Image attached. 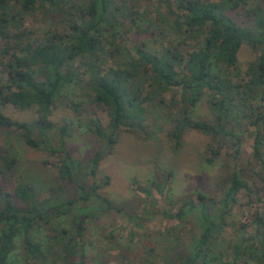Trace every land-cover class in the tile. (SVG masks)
Wrapping results in <instances>:
<instances>
[{"label":"trees","instance_id":"obj_1","mask_svg":"<svg viewBox=\"0 0 264 264\" xmlns=\"http://www.w3.org/2000/svg\"><path fill=\"white\" fill-rule=\"evenodd\" d=\"M137 1L0 0V62L5 69L0 106L37 113L32 121H19L0 111V127L19 131L33 148L58 154V179L76 185L73 196L63 195L58 185L43 198L33 183L21 179L11 192L0 188V264H14L18 238L23 264H90L87 225L109 210L143 228L140 215L112 204L101 192L105 182L87 184L82 163L64 147V137L86 118L88 130L106 146L87 161L85 173L95 177L121 129H144L150 103L170 109L168 135L176 147L188 130L209 135L216 144L212 158L230 149L231 171L218 199L197 190L193 199L183 197L176 212L171 205L166 215L175 222L164 231L152 235L132 229L126 244L107 232L106 238L118 246L120 264H264V213L241 212L246 221H240L234 211L240 191H254L249 178L264 187V0H159L173 14L176 31L167 33L158 8L157 18L151 17ZM38 8L59 11L63 32L23 35L26 16ZM128 38L133 40L130 48L124 44ZM244 43L256 58L242 72L238 52ZM77 94L82 98L75 101ZM203 94L210 120L191 115ZM60 99L67 100L75 117H65L56 128L50 116ZM91 108L107 115L106 126ZM249 127L255 128L253 149L242 160L241 143ZM56 129L61 147L52 143ZM252 159L258 168L250 166ZM16 162L9 149L0 147L2 174ZM152 184L163 192L162 183ZM227 227L234 235H224ZM91 260L106 264L95 254Z\"/></svg>","mask_w":264,"mask_h":264},{"label":"rangeland","instance_id":"obj_2","mask_svg":"<svg viewBox=\"0 0 264 264\" xmlns=\"http://www.w3.org/2000/svg\"><path fill=\"white\" fill-rule=\"evenodd\" d=\"M138 1L140 10L149 9L151 17L157 18L154 11L158 8L166 22V30H164L166 33L169 29L176 31L172 24L173 14L163 3L159 0ZM59 13V11H45L42 8L29 13L24 20L23 35L29 38L40 37L46 29L63 32L64 20ZM241 18L244 17L239 16V19ZM171 36H176V33H172ZM133 37L136 38V35L133 34ZM117 42L118 39H116ZM124 44L130 48L133 40L128 38L124 40ZM153 44L156 47L160 46L159 41H155ZM255 58L256 52L250 45L244 43L238 52V64L242 72ZM0 77H5V69L1 62ZM206 97V94L201 95L192 109L191 115L194 118L211 119ZM81 98L79 94L74 96L75 101ZM66 103L67 100L60 99L52 110L50 119L56 128L64 123L65 117H75V114L65 106ZM93 110H96L102 125L106 126L107 115L99 108ZM0 111L19 121H32L37 117L34 108L18 109L10 104L0 106ZM169 112L170 109L165 105L150 103L146 112L144 129L131 131L121 129L117 136V142L111 147V152L105 151L103 154L95 177L85 173L87 161L97 150H105L106 146L96 134L88 130L85 124L86 118L82 117V124H74L70 130L71 134L64 137V147L74 159L82 163L81 170L87 184L93 180L105 182L101 192L110 199L112 204L123 207L127 212L140 215L144 219L143 228L139 229L133 227L132 224L125 223L120 217V213L109 210L99 219L88 223L86 230V243L89 251L87 263L95 264L92 260L90 262L95 254L100 262L120 264L118 246L105 236L109 231H113L115 240L126 244L132 229L138 234L146 231L154 235L156 232L164 231L170 227L175 221L166 215V210L174 204L172 211L176 212L178 207L183 204L184 196L190 195L191 199L194 198V191H202L215 199L220 197L222 184H225L230 176V149H223L220 155L212 158L211 149L216 144H211L209 135L195 130L186 131L180 146L176 147L168 135L172 117L169 116ZM254 132L255 128L253 127H249L245 132L246 135L241 143L242 160H247L250 156L248 154L252 152ZM58 138L59 134L56 129L52 139L54 147H61ZM3 146L9 149L17 159L13 170L7 171L5 174L0 172V188L3 191L11 192L17 179H21L33 183L40 198L46 197L52 192L49 187L58 185L63 189L62 194L68 196L75 194L76 185L74 182H64L58 179L55 165L59 162L58 154L49 153L41 148H33L24 142L19 131L0 127V147ZM209 158L211 160H208ZM250 166L258 168L257 161L252 159ZM249 180L254 191L242 189L239 193V205L234 210L235 218L240 221H246L241 212L246 215L255 211L264 213L262 201L264 187L260 181H254L252 177ZM153 181L164 185L163 192L157 190L152 184ZM147 189H150V192H146ZM257 195L259 199H257ZM233 233V228L227 227L224 235L230 237L234 235ZM137 237L135 235L133 238L134 242L138 240ZM126 258L128 259L129 256L127 255ZM12 260L14 264H23L20 238L16 240Z\"/></svg>","mask_w":264,"mask_h":264}]
</instances>
